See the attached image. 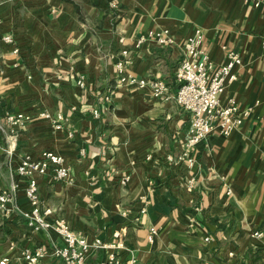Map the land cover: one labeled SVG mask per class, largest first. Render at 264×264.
<instances>
[{
  "label": "crops",
  "instance_id": "obj_1",
  "mask_svg": "<svg viewBox=\"0 0 264 264\" xmlns=\"http://www.w3.org/2000/svg\"><path fill=\"white\" fill-rule=\"evenodd\" d=\"M114 1L112 8L108 0H0V125L7 129V112L26 116L11 153L0 129V190L10 192L0 211V260L23 264L21 252L41 246L45 262L63 264L52 253L62 238L52 229L35 231L23 217L30 207L26 178L15 172L23 154L36 158L49 149L64 157L71 178L37 175L41 206L88 241H121L113 251L134 256L135 264H264V10L250 0ZM162 27L173 45L138 41ZM195 27L215 66L225 62L224 45L239 53L236 78L220 100L251 110L228 135L213 131L189 149L190 163L170 161L190 126L174 99L175 71ZM123 58L127 73L163 78L171 97L117 83L115 62ZM80 75L84 87L76 83ZM42 111L62 113V128ZM107 252L91 248L84 264Z\"/></svg>",
  "mask_w": 264,
  "mask_h": 264
},
{
  "label": "built area",
  "instance_id": "obj_2",
  "mask_svg": "<svg viewBox=\"0 0 264 264\" xmlns=\"http://www.w3.org/2000/svg\"><path fill=\"white\" fill-rule=\"evenodd\" d=\"M252 6L264 10V0H250ZM109 6L116 7L114 0H108ZM1 39L4 43H13V37L10 34H3ZM203 32L199 27H195L193 32L188 35L182 45V59L179 61L175 71L177 88L174 95L175 101L190 114V126L185 138L182 141V150L177 157L168 156L172 160L192 161L188 157V150L203 140L208 134L217 131L223 135H228L234 129L238 128L243 120L250 114V106L241 107L234 99H229L227 103L222 104L220 94L223 92L226 82H231L236 78L233 68L241 62L238 52L225 49V62L215 66L207 50L203 47ZM141 41H153L160 45H173L174 39L168 28L149 29L145 34L139 36ZM261 46L264 49V33L260 36ZM18 49L14 47L12 52L16 53ZM124 55L128 50H122ZM127 59H120L115 62L117 73V83L130 87L143 88L149 87L155 97L169 99L171 97L168 83L161 77L153 78L138 77L125 71ZM80 87L85 86V78L80 75L76 79ZM97 114V110H92ZM40 115L46 118L54 129H60L63 126V114L58 112L52 114L49 111H42ZM7 129L0 125V129L6 131L7 140H10L7 152L11 153L15 145V136L17 130L23 125L26 116L22 112H7L5 114ZM12 149V150H11ZM15 172L20 177L26 178L24 188L25 197L30 204L29 209L22 210L23 217L27 220L29 226L35 231L52 229L63 240L62 245L53 246L52 253L60 258L63 264H84L85 255L91 248L108 249L106 255L97 264H135L134 256L122 258L116 254L113 249L122 246V242H105L100 238H94L88 241L85 236L75 232L63 217L49 219L51 213L49 206H41L38 194L37 175L50 172L53 179L57 181H70V168L62 155L53 150H42L36 158L25 153L23 154L16 167ZM128 176L120 178V183L125 184ZM189 185H193L194 180H188ZM15 182H12L11 188L14 189ZM10 200V192L0 190V211H4L7 202ZM124 227L116 230L114 237H119L123 233ZM156 234L154 226L149 228L147 234L148 241L152 242ZM254 235L261 236V232L254 231ZM209 234L203 237L204 241L209 242ZM45 250L38 246L34 249L25 248L21 252L23 264H56L44 261ZM6 258L0 260L4 264Z\"/></svg>",
  "mask_w": 264,
  "mask_h": 264
},
{
  "label": "trees",
  "instance_id": "obj_3",
  "mask_svg": "<svg viewBox=\"0 0 264 264\" xmlns=\"http://www.w3.org/2000/svg\"><path fill=\"white\" fill-rule=\"evenodd\" d=\"M0 132H1V131H0ZM0 134H1V133H0ZM0 143H3V139H2V138L0 139Z\"/></svg>",
  "mask_w": 264,
  "mask_h": 264
}]
</instances>
